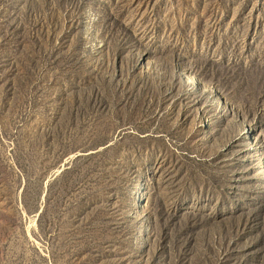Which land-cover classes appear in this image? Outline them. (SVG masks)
<instances>
[{
    "label": "rangeland",
    "instance_id": "obj_1",
    "mask_svg": "<svg viewBox=\"0 0 264 264\" xmlns=\"http://www.w3.org/2000/svg\"><path fill=\"white\" fill-rule=\"evenodd\" d=\"M0 264H264V0H0Z\"/></svg>",
    "mask_w": 264,
    "mask_h": 264
}]
</instances>
